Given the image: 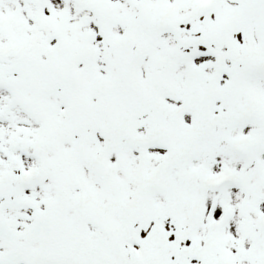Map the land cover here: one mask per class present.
<instances>
[{"label": "snow or ice", "instance_id": "obj_1", "mask_svg": "<svg viewBox=\"0 0 264 264\" xmlns=\"http://www.w3.org/2000/svg\"><path fill=\"white\" fill-rule=\"evenodd\" d=\"M0 264H264V0H0Z\"/></svg>", "mask_w": 264, "mask_h": 264}]
</instances>
